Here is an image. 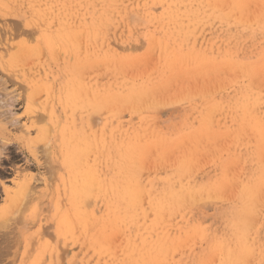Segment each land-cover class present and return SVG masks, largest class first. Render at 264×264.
Returning a JSON list of instances; mask_svg holds the SVG:
<instances>
[{
    "label": "rangeland",
    "instance_id": "obj_1",
    "mask_svg": "<svg viewBox=\"0 0 264 264\" xmlns=\"http://www.w3.org/2000/svg\"><path fill=\"white\" fill-rule=\"evenodd\" d=\"M220 1L0 0V40L33 26L34 38L17 34L7 42L16 48L25 39L27 48L42 49L27 64L11 66L7 90L32 94L36 110L51 111L52 119L36 126L45 135L48 124L53 135L57 118L58 140L68 146L49 158L44 153L47 161L40 156L38 172L23 170L21 157L12 169L2 167L0 264H264V0ZM6 19L18 24L10 29ZM64 23L72 24L76 43L55 42ZM23 111L21 104L16 116ZM38 173L46 174V187L36 178L32 194L15 195L24 175Z\"/></svg>",
    "mask_w": 264,
    "mask_h": 264
},
{
    "label": "bare ground",
    "instance_id": "obj_2",
    "mask_svg": "<svg viewBox=\"0 0 264 264\" xmlns=\"http://www.w3.org/2000/svg\"><path fill=\"white\" fill-rule=\"evenodd\" d=\"M6 1V0H5ZM67 1V0H66ZM90 1V0H89ZM198 1V0H197ZM204 1V0H203ZM221 1H225V0H221ZM220 1V2H221ZM232 1V0H231ZM234 1V0H233ZM239 1H241L242 2V0H239ZM261 1V0H260ZM59 2H60V0H59ZM201 2V1H200ZM211 2V1H210ZM226 2V1H225ZM230 2V1H229ZM240 2V3H241ZM249 2H250V0H249ZM257 1H255V3H256ZM13 3V2H12ZM51 3V2H50ZM209 3V2H208ZM208 3H207V5H208ZM234 3H235V1H234ZM245 3H246V1H245ZM261 3H263L262 1H261ZM260 3V4H261ZM65 4H66V2H65ZM212 4V2L209 4V5H211ZM223 4V3H222ZM228 4H230V3H228ZM233 4V3H232ZM164 7H165V4H162ZM193 5V4H192ZM204 5V4H203ZM209 5H208V7H209ZM234 5V4H233ZM50 6V5H49ZM97 6H99V5H97ZM121 6V5H120ZM130 6V5H129ZM212 6V5H211ZM218 6V5H217ZM216 6V9L218 8ZM220 6V5H219ZM223 6V5H222ZM241 6H244L243 4H241ZM246 6V5H245ZM244 6V7H245ZM261 6H264V4L262 5L261 4ZM53 7H55V6H53ZM58 7V6H57ZM84 7V6H83ZM162 7V6H161ZM163 7V8H164ZM176 7H177V5H176ZM182 7V6H181ZM186 7V6H185ZM188 7V6H187ZM195 7H196V5H195ZM200 7V6H199ZM199 7H198V9H199ZM230 7V6H229ZM236 7H238V5L236 6ZM51 8V7H50ZM201 8V7H200ZM204 8V7H203ZM222 8V7H221ZM225 8V7H224ZM223 8V9H224ZM233 8L235 9V5L233 6ZM243 8V7H242ZM253 8V7H252ZM262 8H264V7H262ZM262 8H259L260 10L262 9ZM52 9V8H51ZM71 9H72V7H71ZM128 9V8H127ZM126 9V10H127ZM172 9H173V6H172ZM181 9V8H180ZM226 9H228L227 7H226ZM239 9L241 10V8L239 7ZM246 9V8H245ZM53 10H54V8H53ZM52 10V11H53ZM67 11H68V9H66ZM182 10V9H181ZM188 10V9H187ZM225 10V9H224ZM223 10V11H224ZM228 10H230V9H228ZM243 10H244V8H243ZM247 10L248 9H246V11H245V13H243V14H245V15H249V13L247 12ZM260 10H257V12L258 11H260ZM56 11V10H55ZM210 11V10H209ZM208 11V12H209ZM217 11V10H216ZM219 11V10H218ZM221 11V10H220ZM263 11V10H262ZM65 12V11H64ZM69 12V11H68ZM72 12V11H71ZM188 12V11H187ZM199 12H200V10H199ZM214 12V11H213ZM236 12V11H235ZM247 12V13H246ZM250 12V11H249ZM51 13V12H50ZM53 13V12H52ZM85 13H86V11H85ZM96 13V12H95ZM173 13V12H172ZM205 13V12H204ZM216 13V12H215ZM229 13V12H228ZM255 13V12H254ZM62 14V13H61ZM67 14V13H66ZM74 14V13H73ZM201 14V13H200ZM200 14H199V16H200ZM242 14V15H243ZM253 14V13H252ZM251 14V16L250 17H252L253 15ZM256 14V17H259V19H260V15L261 16H263V18H264V14H263V12H259V16H257V13H255ZM45 15V14H44ZM46 15H47V12H46ZM60 15V14H59ZM68 15V14H67ZM107 15V14H106ZM143 15V14H142ZM177 15H179L178 13H177ZM226 15V14H225ZM241 15V16H242ZM245 15H243V16H245ZM48 16V15H47ZM66 16V15H65ZM84 16H86V15H84ZM104 16V15H103ZM107 16H109V15H107ZM180 16V15H179ZM195 16V15H194ZM228 16V15H227ZM242 16V18L244 19V17ZM255 16V15H254ZM49 17V16H48ZM56 17V16H55ZM62 17V16H61ZM183 17V16H182ZM234 17V16H233ZM248 17V16H247ZM31 18V17H30ZM41 18H43V17H41ZM45 18H46V16H45ZM57 18H59V16L57 17ZM63 18V17H62ZM74 18V17H73ZM148 18V17H147ZM195 18V17H194ZM212 18V17H211ZM235 18V17H234ZM236 18H237V16H236ZM262 18V17H261ZM28 19V18H27ZM61 19V18H60ZM65 19V18H64ZM89 19V18H88ZM223 19V18H222ZM227 19H228V17H227ZM231 19V18H230ZM240 19H241V17H240ZM249 19V18H248ZM7 20V19H6ZM9 20V21H8ZM7 20V22H8V26H9V22H11L10 24H11V26H10V29L12 28V25H14L15 26V24L17 23L18 24V22L17 21H15L16 23H14V21H11L10 19H8ZM43 20V19H42ZM48 20H50V19H48ZM52 20H53V18H52ZM72 20V19H71ZM70 19H69V21H71ZM77 20V19H76ZM232 20V19H231ZM236 20V19H235ZM254 20H256V18H254L253 19V22H255ZM5 21V20H4ZM37 21V20H36ZM65 21V20H64ZM69 21H67V22H69ZM80 21V20H79ZM82 21V20H81ZM240 21V20H239ZM245 21V20H244ZM247 21V20H246ZM245 21V22H246ZM249 21V20H248ZM257 21V20H256ZM260 21H261V19H260ZM260 21H257V22H259V24H260ZM1 22H3V21H1ZM6 22V21H5ZM27 22H29V21H27ZM54 22H56V19H54ZM54 22H51V23H54ZM73 22V21H72ZM186 22V21H185ZM243 22V21H242ZM252 22V21H251ZM20 23V22H19ZM34 23V22H33ZM38 23H39V21H38ZM4 24V26L6 25L5 23H3ZM41 24V23H40ZM47 24V23H46ZM55 24V23H54ZM82 24V23H81ZM253 24V23H252ZM39 25V24H38ZM45 25V24H44ZM57 25V24H56ZM62 25V27H60V28H62L61 29V31H57L56 32V30L54 31V32H56L57 34H56V36L59 38L57 41H55V42H59V40L60 41H62V42H66L67 43V41H70V40H67V39H71V40H73L72 42H75L74 41V38L76 37V35L74 34V32H73V30L72 29H74V28H72V24H70V23H64V24H61ZM96 25V24H95ZM242 25H243V23H242ZM242 25H241V27H242ZM249 25L250 26H252L251 24H248L247 26L249 27ZM3 26V25H2ZM3 26V27H4ZM16 26H20L19 28H21L22 27V25H16ZM26 26H28V25H26ZM36 26V25H35ZM40 26V25H39ZM46 26V25H45ZM53 26V25H52ZM240 26V25H239ZM254 26V25H253ZM259 26V25H258ZM263 26H264V24H263ZM17 27V29H19ZM44 27V26H43ZM51 27V26H50ZM74 27V26H73ZM238 27V26H237ZM7 28H9V27H7ZM15 28V27H14ZM33 26H32V29H30V32L29 31H26V30H24L23 32H22V30L21 29H19V30H21V33H17L18 35H20V34H23L24 36H25V34H26V36H29V35H32L31 37H29V38H34V36H37V34L36 33H34V32H31V30L33 31ZM39 28H41V27H38V29ZM80 28V27H79ZM78 28V29H79ZM88 28V27H87ZM3 29V28H2ZM5 30H6V27L4 28ZM44 29V28H43ZM43 29H40V30H42L43 31ZM47 29V28H46ZM84 29V28H83ZM255 29V28H254ZM5 30H4V32H5ZM9 30V29H8ZM7 30V31H8ZM13 30V29H12ZM18 30V31H19ZM45 30V29H44ZM48 30V29H47ZM51 30H52V28H51ZM75 30H77L76 28H75ZM90 30V29H89ZM34 31H36V29L34 30ZM79 31V30H78ZM82 31V30H81ZM84 32H85V30H83ZM82 31V32H83ZM3 32V31H2ZM3 32V33H4ZM20 32V31H19ZM81 32V33H82ZM7 33V35L8 34H10V36H8V37H6L5 36V39L4 40H0V45H1V48H0V50L2 49V51H4V56H7L6 54H8V59H4V56L2 55V54H0V75H2V77L0 78V172L2 171L3 172V170H5V169H3L2 167L4 166V165H8L9 167H8V169H12L13 168V163L15 162L14 160L15 159H17V157H21L22 159H24V163L23 164H25V168H23V170L25 169L26 170V168H31V167H34L35 168V170H37V172L39 171V169L41 168V167H43L42 166V164H41V160H40V156H42V155H44V153H45V156L46 155H48L46 158H49V155L51 154V155H55V154H57V152L58 153H62V150L63 149H67L68 148V146H67V144H64L62 141H61V139L60 140H58V138L60 137V132H59V130L57 129V127L59 128V125L57 126V118H55L54 120H53V122H52V132H53V135H50V136H48L49 135V131L51 132V130H48V128H51L50 126L48 127V124H46V126H47V130H46V128H45V132H46V134L44 135V133L42 132L43 130L42 129H40V128H38L36 125L37 124H39L38 122H41L43 119H44V117H46V119H47V123L52 119V113H50L51 111H48V110H46V109H40V110H36V109H38V108H36L35 107V105L37 104V102H36V104L34 105L33 103L35 102V100H34V102H32L33 100H31V95H26L25 94V96L24 95H20V93L19 94H16L15 92H8V90L9 91H11L10 90V87H9V89L7 90V81L8 80H12V79H10V77H13L10 73V71L12 70L11 69V66L13 65V64H16V63H21L22 64V61L21 60H24V64H27V62L26 61H28V60H31L34 56L33 55H35V51H36V49L38 48V46L36 47V49H32V48H27L26 47V45H25V43L23 42V41H20V42H18L16 45V48H17V51L15 52L14 50H11V49H14V48H11V47H13V46H15V44L13 45L12 43L11 44H9L7 41H8V38H10L11 39V37L13 36L14 38H15V36L17 35V34H15V31L14 32H11V31H9V33L8 32H6ZM30 33V34H29ZM38 33V32H37ZM80 33V32H79ZM81 33H80V36H81ZM2 33H0V35H1ZM29 34V35H28ZM35 34V35H34ZM46 34H47V32H46ZM78 34V33H77ZM4 35H6L5 33H4ZM39 35V34H38ZM1 36H3V34L1 35ZM21 36V35H20ZM49 36V35H48ZM83 36V35H82ZM84 36H85V34H84ZM89 36H90V34H89ZM57 37H55L56 39H57ZM92 37V36H91ZM13 39V38H12ZM48 39H49V37H48ZM79 39H81L82 40V38H78V40ZM86 39H90V38H86ZM20 39H19V37H18V41H19ZM34 40V39H33ZM53 40H54V38H53ZM66 40V41H65ZM77 40V41H78ZM101 40V39H100ZM15 41V40H14ZM49 41V40H48ZM51 41V40H50ZM50 41H49V43H50ZM83 41H84V39H83ZM82 41V42H83ZM90 41V40H89ZM13 42V41H12ZM54 42V43H55ZM61 42V43H62ZM85 42V41H84ZM15 43V42H14ZM51 43H52V41H51ZM50 43V45L51 46H53V45H55V44H51ZM56 43V44H57ZM76 43V42H75ZM94 43H95V41H94ZM63 44V43H62ZM69 44V43H68ZM81 44V47H84V46H82V43H80ZM49 45V44H48ZM57 45H59V44H57ZM57 45H56V47H57ZM65 45V44H64ZM70 45V44H69ZM74 46V43L73 44H71V46ZM86 45V44H85ZM95 45H96V43H95ZM103 45V44H102ZM78 46V45H77ZM90 46V45H89ZM53 47H55V46H53ZM55 47V48H56ZM59 47V46H58ZM57 47V48H58ZM78 47H80V46H78ZM80 47V48H81ZM86 47V46H85ZM15 48V49H16ZM77 48V47H76ZM75 48V49H76ZM92 48V47H91ZM13 52L14 51V53H12L10 50ZM40 51L42 50V49H40V48H38ZM68 49H69V46H68ZM70 49H72V47H70ZM70 49H69V51H70ZM87 49H88V46H87ZM87 49H86V51H87ZM97 49V48H96ZM214 49V48H213ZM38 50V51H39ZM57 50V49H56ZM80 50V49H79ZM92 50V49H91ZM93 50H94V48H93ZM37 51V52H38ZM38 52V53H41V52ZM52 51V50H51ZM75 51V50H74ZM81 51V50H80ZM79 51V52H80ZM95 51V50H94ZM93 51V52H94ZM102 51H104V50H102ZM187 51V50H186ZM62 52V51H61ZM65 52V51H64ZM67 52H68V50H67ZM71 53H74V52H72V51H70ZM70 52H69V56H70ZM82 52V51H81ZM97 52V51H96ZM100 52V51H99ZM213 52H215V51H213ZM63 53V52H62ZM86 53V52H85ZM84 53V51H83V54H85ZM98 53V52H97ZM101 53V52H100ZM207 53V52H206ZM54 53H52L51 55H53ZM68 54V53H67ZM67 54H65V55H67ZM75 54V53H74ZM80 54V53H79ZM87 54H90V53H88L87 52ZM94 54V53H93ZM214 54V53H213ZM30 55H32V56H30ZM39 55V54H38ZM43 55H44V52H43ZM56 56H57V54H55ZM76 55H78V54H76ZM86 55V54H85ZM198 55V54H197ZM68 56V57H69ZM74 56V55H73ZM89 56V55H88ZM94 56V55H93ZM98 56H99V54H98ZM196 56V55H195ZM200 56V55H199ZM199 56H198V58H199ZM40 57V56H39ZM44 57V56H43ZM55 57V56H54ZM61 57H62V55H61ZM66 57V56H65ZM75 57H78V56H75ZM74 57V58H75ZM81 57H82V54H81ZM87 57V56H86ZM203 57H204V55H203ZM206 57V56H205ZM218 57V56H217ZM74 58H72L71 57V59H74ZM80 58V57H79ZM85 58V57H84ZM92 58V57H91ZM216 58V57H215ZM39 59V58H38ZM42 58L40 57V59H39V61L41 60ZM52 59H54L53 57H52ZM61 59V58H60ZM59 59V60H60ZM77 59V58H76ZM85 59H89V58H85ZM93 59V58H92ZM214 59V58H213ZM33 60V59H32ZM47 60V59H46ZM81 60H82V58H81ZM90 60V59H89ZM198 60V59H197ZM203 60V58L201 59V61ZM78 61V60H77ZM86 61V60H85ZM194 61V60H193ZM215 61V60H214ZM48 62V61H47ZM71 62H72V60H71ZM80 62V61H79ZM197 61H195V64H197L196 63ZM29 63V62H28ZM74 63H75V60H74ZM238 63V62H237ZM262 63V62H261ZM31 64V63H30ZM33 64H34V62H33ZM75 64H77V63H75ZM229 64V63H228ZM232 64V63H231ZM246 66H247V64L246 63H244ZM18 66H19V68H20V65L19 64H17ZM78 65V64H77ZM76 65V66H77ZM87 65V64H86ZM85 65V66H86ZM193 65V64H192ZM201 65V64H200ZM204 66H205V64H203ZM245 65L244 66H242V67H240V68H243V70L242 71H244V67H245ZM250 65H252V64H250ZM24 66V65H23ZM32 66V65H31ZM36 66V65H35ZM35 66H33L34 68H35ZM68 66H71V65H69L68 64ZM74 65H72L71 66V68H76V66L75 67H73ZM84 66V67H85ZM90 66V65H89ZM225 66V69L227 68L228 69V67L229 66H227L226 67V65H224ZM238 66V65H237ZM255 66V65H254ZM25 68L27 67V66H24ZM30 67V66H29ZM79 67H80V65H79ZM82 67V66H81ZM81 67L80 68H77V69H81ZM91 67V66H90ZM89 67V68H90ZM45 68V67H44ZM86 68H88V65L86 66ZM214 68H215V66H214ZM219 68V67H218ZM224 68V67H223ZM246 68V67H245ZM249 68H250V66H249ZM32 69V68H31ZM46 69V68H45ZM73 69V70H74ZM76 69V70H77ZM221 69V68H220ZM226 69V70H227ZM233 69V68H232ZM235 69H236V67H235ZM258 69V68H257ZM21 70V69H20ZM19 70V72H21ZM36 70V69H35ZM34 70V71H35ZM75 70V71H76ZM203 70V69H202ZM223 69H221V71L219 70V72L220 73H222V72H224V71H222ZM239 70V69H238ZM248 70H250V69H248ZM247 70V71H248ZM259 70V69H258ZM25 71H27V69H25ZM205 71H206V69H205ZM215 71V70H214ZM217 72H218V70H216ZM229 71V70H228ZM227 71V72H228ZM231 71V70H230ZM235 71V70H234ZM237 71V70H236ZM239 71H241V70H239ZM261 71V70H260ZM41 72V71H40ZM218 72V73H219ZM246 71H244V73H245ZM248 72H252V71H248ZM255 72V71H254ZM18 72H16V74H17ZM24 73H26V72H24ZM49 73V72H48ZM202 73H204V72H202ZM240 73H242V72H240ZM239 73V74H240ZM253 73V72H252ZM251 73V74H252ZM257 73V72H256ZM255 73V74H256ZM12 74H13V72H12ZM15 74V75H16ZM27 75H28V73H26ZM126 74V73H125ZM135 74V73H134ZM223 74H225V72L223 73ZM236 74V73H235ZM238 74V73H237ZM260 74H263L262 73V71H261V73ZM26 75V76H27ZM32 75V74H31ZM216 76H217V74H215ZM219 76H220V74H218ZM225 75H227V74H225ZM228 75H230L229 73H228ZM227 75V76H228ZM242 75V74H241ZM240 75V76H241ZM246 75H248V74H246ZM20 76V75H19ZM18 76V77H19ZM38 76V75H37ZM74 75H72L71 77H73ZM134 76V75H133ZM132 76V77H133ZM218 76V77H219ZM221 76H222V74H221ZM243 76V75H242ZM245 76V75H244ZM17 77V76H16ZM36 77V76H35ZM77 77V76H76ZM137 77H138V75H137ZM217 77V78H218ZM223 77V76H222ZM224 77H226V76H224ZM5 78H7V79H5ZM30 78H31V76H30ZM231 78V77H230ZM21 79V76L19 77V80ZM123 79V78H122ZM138 79V78H137ZM14 80V79H13ZM12 80V81H13ZM27 80V79H26ZM77 80H78V77H77ZM227 81V80H226ZM230 81V80H229ZM236 81V80H235ZM238 81V80H237ZM75 82V81H74ZM135 82V81H134ZM222 82H223V79H222ZM228 82V81H227ZM17 83V82H16ZM21 83H22V81H21ZM28 83H29V81H28ZM80 83H82V81L80 82ZM151 83V82H150ZM225 83V82H224ZM237 83V82H236ZM13 84V83H12ZM19 84V83H18ZM68 84V83H67ZM76 84V83H75ZM222 84V83H221ZM227 84V83H226ZM229 84V83H228ZM235 84V83H234ZM243 84H245L244 83V81H243ZM9 85V84H8ZM83 85V83L81 84V86ZM231 85V84H230ZM233 85V84H232ZM11 86V85H10ZM22 86V85H21ZM80 86V85H79ZM86 86H87V84H86ZM152 86V85H151ZM223 86V85H222ZM13 87V86H12ZM25 87V86H24ZM31 87V86H30ZM82 87H84V85L82 86ZM88 87V86H87ZM106 87V86H105ZM208 87V86H207ZM248 87H249V84H248ZM23 88V87H22ZM40 88V87H39ZM76 89H77V87H75ZM91 88V87H90ZM209 88V87H208ZM207 88V89H208ZM218 88V87H217ZM252 88V87H251ZM251 88H250V90H251ZM16 89V88H15ZM14 89V90H15ZM25 90H26V88H24ZM35 89H38V87L36 88L35 87ZM85 89V88H84ZM93 89V88H92ZM91 89V90H92ZM193 89V88H192ZM221 89H223V87L221 88ZM61 90V89H60ZM197 90V89H196ZM195 89H194V91H196ZM224 90V89H223ZM223 90H221V91H223ZM241 90H242V88H241ZM245 90H246V88H245ZM262 90V89H261ZM19 91V90H18ZM35 91V90H34ZM50 91V90H49ZM64 91H65V88H64ZM69 91V90H68ZM75 91V90H74ZM191 91V90H190ZM194 91H191V92H194ZM198 91H199V89H198ZM27 92V91H26ZM31 92H32V90H31ZM30 92V93H31ZM36 92V91H35ZM41 92V91H40ZM61 92V91H60ZM204 92H206V90L204 91ZM208 92V91H207ZM206 92V93H207ZM215 92V91H214ZM218 92V91H217ZM260 91H258V93H259ZM34 93V92H33ZM197 93V92H196ZM195 93V94H196ZM201 93V92H200ZM216 93V92H215ZM251 93V92H250ZM262 93V92H261ZM14 94H16V95H14ZM41 94V93H40ZM105 94V93H104ZM202 94V93H201ZM212 94H214L213 92H212ZM253 95H254V92L252 93ZM70 95V94H69ZM250 95V98H251V94H248V96ZM252 95V97H253V99H255L254 98V96ZM257 95V94H256ZM38 96H40V95H38ZM206 96H207V94H206ZM262 96V95H261ZM264 96V95H263ZM71 97V96H70ZM83 97H84V95H83ZM136 97V96H135ZM141 97V96H140ZM203 97V96H202ZM208 97V96H207ZM259 97H260V95H259ZM258 98V97H257ZM33 99V98H32ZM124 99V98H123ZM240 99V98H239ZM238 99V100H239ZM260 99H261V97H260ZM48 100V99H47ZM51 100V99H50ZM54 100V99H53ZM73 100V99H72ZM244 100H246V98H244ZM247 100H249V99H247ZM257 100V99H256ZM24 101H25V103H24ZM132 101V100H131ZM144 101V100H143ZM241 101H243V100H241ZM253 101V100H252ZM48 101H46V103H47ZM63 102V101H62ZM204 102V101H203ZM54 103V102H53ZM67 103V102H66ZM76 103V102H75ZM86 103V102H85ZM134 103V102H133ZM155 103H157V102H155ZM249 103V102H248ZM252 103V102H251ZM254 103V102H253ZM259 103V102H258ZM22 104V106L24 107V111H23V114H22V116L20 115V116H16V114H17V112H16V108L17 107H19L20 105ZM48 104V103H47ZM56 104V103H55ZM67 104H69V103H67ZM79 103H77V105H78ZM84 104V103H83ZM239 104V103H238ZM245 104V103H244ZM41 105V104H40ZM49 105V104H48ZM122 105V104H121ZM134 105V104H133ZM136 105H137V107H138V104L136 103ZM139 105H141V104H139ZM247 105V104H246ZM250 105V104H249ZM255 105V104H254ZM254 105H253V108H254ZM37 106V105H36ZM123 106V105H122ZM142 106V105H141ZM140 106V107H141ZM225 106V105H224ZM256 106V105H255ZM258 106H259V104H257V108H258ZM39 107V106H38ZM48 107V106H47ZM104 107V106H103ZM131 107H132V104H131ZM40 108V107H39ZM123 108V107H122ZM129 108V107H128ZM127 108V109H128ZM49 109V108H48ZM77 109V108H76ZM89 109V108H88ZM107 109V108H106ZM119 109V108H118ZM137 109V108H136ZM135 109V110H136ZM223 109V108H222ZM232 109V108H231ZM238 109V108H237ZM240 109V108H239ZM238 109V110H239ZM252 109V108H251ZM259 109V108H258ZM229 110V109H228ZM255 111H256V107H255V109H254ZM19 111V110H18ZM83 111V110H82ZM119 111V110H118ZM123 111V110H122ZM127 111V110H126ZM131 111H132V109H131ZM143 111V110H142ZM224 111H225V108H224ZM251 111V110H250ZM83 112H85V111H83ZM88 112V111H87ZM125 112V111H124ZM227 112V111H226ZM233 112V111H232ZM239 112V111H238ZM237 112V113H238ZM252 112L253 111H251V115H252ZM121 113V112H120ZM257 113H260V112H257L256 111V116H257ZM76 114H78V113H76ZM83 114V113H82ZM101 114V113H100ZM232 114V113H231ZM230 114V115H231ZM228 115V114H227ZM91 116H93V115H91ZM250 116V115H249ZM255 116V117H256ZM231 117V116H230ZM233 117V116H232ZM231 117V118H232ZM260 117V116H259ZM91 118V117H90ZM23 119V120H22ZM234 119V118H233ZM237 119V118H236ZM254 119V118H253ZM258 119V118H257ZM264 119V118H263ZM92 120V119H91ZM104 120V119H103ZM106 120V119H105ZM235 120V119H234ZM252 120V119H251ZM69 121V120H68ZM93 121H94V118H93ZM129 121V120H128ZM260 121V120H259ZM91 122V121H90ZM261 122V121H260ZM92 123V122H91ZM91 123H89V124H91ZM229 123V122H228ZM253 123V122H252ZM255 123V122H254ZM253 123V124H254ZM7 126H9V127H12V128H14V130H17V131H19V133H20V136H18V137H13V136H11L10 134H8L7 132H6V129L8 128ZM44 126H45V122H44ZM258 127H260V125H257ZM257 126L255 127V128H257ZM11 128V129H12ZM108 128V127H107ZM214 128V127H213ZM11 129H9V130H11ZM92 129V128H91ZM253 129V128H252ZM14 130H12V131H14ZM34 130H36L37 131V134H38V136L36 135V137H34V138H31L30 137V134H31V132L33 131L34 132ZM256 130H258V129H256ZM98 131V130H97ZM15 132V131H14ZM95 132V131H94ZM263 132V131H262ZM261 132V133H262ZM98 133V132H97ZM106 134H107V132H106ZM150 137V136H149ZM264 137V136H263ZM117 138V137H116ZM156 138V137H155ZM120 140V139H119ZM153 140H154V138H153ZM115 141H117V139L115 140ZM125 141V140H124ZM132 141V140H131ZM138 141V140H137ZM102 143V142H101ZM78 144V143H77ZM123 144V143H122ZM39 145L42 147V150L41 151H43V154L41 153V155H40V150H39ZM63 146V147H62ZM212 147V146H211ZM215 147V146H214ZM106 148V147H105ZM124 148V147H123ZM79 149V148H78ZM131 149V148H130ZM67 150H65V152H66ZM106 152V151H105ZM129 152V151H128ZM159 152V151H158ZM160 152H161V150H160ZM77 153V152H76ZM113 153H114V151H113ZM122 153V152H121ZM120 153V154H121ZM186 153H187V151H186ZM112 154V153H111ZM159 154V153H158ZM59 155V154H58ZM157 155V154H156ZM121 156H122V154H121ZM44 156H42V158H43ZM112 157H113V155H112ZM174 157H175V155H174ZM187 157H189V156H187ZM181 158V157H180ZM190 158V157H189ZM203 158V157H202ZM21 159V160H22ZM136 159V158H135ZM153 159H155V158H153ZM160 159V158H159ZM188 159V158H187ZM195 159V158H194ZM197 159H198V157H197ZM43 160H45V157H44V159ZM108 160V159H107ZM45 161H47V159L45 160ZM58 161V160H57ZM119 161V160H118ZM168 161V160H167ZM172 161V160H171ZM178 161V160H177ZM180 161V160H179ZM217 161V160H216ZM48 162H50L49 160H48ZM48 162H46L47 163V165H48ZM173 162V161H172ZM172 162H169V163H172ZM16 163V162H15ZM61 163H62V161H61ZM107 163V162H106ZM128 163V162H127ZM142 163V162H141ZM158 163V162H157ZM169 163H167L168 165H169ZM174 163V162H173ZM172 163V164H173ZM176 163H179L180 164V162H176ZM63 164L66 166V167H68V169H69V172H67V176L69 177V178H71L74 174L72 173V169H71V166H70V163L67 161V160H63ZM135 164V163H134ZM155 164V163H154ZM153 164V165H154ZM46 164H45V166H47ZM50 165V164H49ZM49 165L47 166L48 168H49ZM124 165V164H123ZM149 165V164H148ZM163 166V162H162V164H160V166ZM44 166V167H45ZM52 166V165H51ZM50 166V173H48V174H50V175H52V172H51V170H53V166L51 167ZM144 166V165H143ZM147 166V165H146ZM155 166V165H154ZM161 166V167H162ZM167 166V165H166ZM165 166V167H166ZM157 167V166H156ZM164 167V166H163ZM193 167V166H192ZM5 168V167H4ZM52 168V169H51ZM125 168V167H124ZM143 168V167H142ZM148 168V167H147ZM158 168V167H157ZM168 168V167H167ZM174 168V167H173ZM176 168V167H175ZM174 168V169H175ZM7 169V168H6ZM33 169V168H32ZM42 169V168H41ZM55 169H57V167L55 168ZM166 169V168H165ZM164 169V170H165ZM14 170V171H13ZM12 170V173H14V174H16V176H17V179H18V176L20 177L21 175L18 173V171L20 170V167L19 168H15V166H14V169ZM22 169H21V171H23ZM29 170V169H28ZM45 170H47V169H45ZM147 170V169H146ZM157 170V169H156ZM162 170V169H161ZM183 170V169H182ZM191 170V169H190ZM154 171V170H153ZM159 171V170H158ZM55 172H57V170L55 171ZM55 172H54V175H55ZM125 172V171H124ZM143 172H145V171H143ZM146 172H148V171H146ZM146 172H145V174H146ZM157 172V171H156ZM42 173V172H41ZM45 173V172H44ZM86 173V172H85ZM187 173V172H186ZM88 174V173H87ZM86 174V175H87ZM90 174V173H89ZM144 174V175H145ZM0 175H1V173H0ZM36 175V174H35ZM44 175H46V174H43V176L40 174V173H38L36 176H34V174H33V176H31V175H24L23 176V178H25L26 180L25 181H27V182H25L24 183V185H21V186H19V189L15 192V195H26L27 193L28 194H32V192H31V190H32V188H29V187H32V185L31 186H29V182L31 181V180H36V178H37V182H42L43 184H44V186L46 187V185H47V181H46V179L47 178H44L45 176ZM54 175H52V176H54ZM141 175V174H140ZM185 176V175H184ZM1 177H2V175H1ZM55 177V176H54ZM187 177V176H186ZM4 178V177H3ZM2 178V179H3ZM20 179V178H19ZM51 179V177H49V180ZM54 179V178H53ZM241 179V178H240ZM49 180H48V183H49ZM238 180V179H237ZM53 181V180H52ZM51 181V182H52ZM20 183V182H19ZM33 184V183H32ZM18 185V184H17ZM16 185V186H17ZM20 185V184H19ZM12 186H13V184H12ZM15 186V187H16ZM42 186V185H41ZM1 187V186H0ZM35 187V186H34ZM35 188H37V187H35ZM48 189V188H47ZM263 189V188H262ZM4 190V193L5 194H7V195H9L10 193H12L13 191H11V190H7V189H3ZM51 190H52V188H51ZM261 191V190H260ZM263 192V191H262ZM37 193V192H36ZM52 193V192H51ZM54 194V193H53ZM261 194V193H260ZM44 195V194H43ZM264 195V194H263ZM262 195V196H263ZM31 196V195H30ZM246 196V195H245ZM22 197V196H21ZM20 197V198H21ZM25 196H23V198H24ZM28 197H29V195H28ZM27 198V197H26ZM32 198V197H31ZM31 198H30V200H31ZM264 198V197H263ZM22 199V198H21ZM233 199V198H232ZM231 199V200H232ZM259 199V198H258ZM227 201V200H226ZM225 202V201H224ZM261 202V201H260ZM24 203H26V202H24ZM28 203V202H27ZM32 203V201H30V203L29 204H31ZM255 203V202H254ZM11 204H14V203H11ZM255 205V204H254ZM26 206V205H25ZM261 207V206H260ZM19 208V207H18ZM253 212V211H252ZM260 215V214H259ZM3 225H4V223H3ZM2 225V226H3ZM8 226V225H7ZM9 227V226H8ZM239 227V226H238ZM2 228V227H1ZM5 228V227H4ZM253 228V227H252ZM0 230H2V229H0ZM42 231V230H41ZM41 231H40V233H41ZM259 231V230H258ZM1 232V231H0ZM3 232V231H2ZM5 232V231H4ZM7 232V231H6ZM43 232V231H42ZM5 234V233H4ZM9 234V233H8ZM5 235H7V234H5ZM4 235V236H5ZM239 235V234H238ZM3 236V235H2ZM2 239L4 240V238L2 237ZM9 240V239H8ZM14 240V239H13ZM13 240L12 241H10V242H12V244L14 243L13 242ZM4 242V241H3ZM6 242H7V240H6ZM5 244V243H4ZM2 245H3V243H2ZM8 245H9V242H8ZM1 246V245H0ZM10 246H12V245H10ZM14 246H15V243H14ZM1 248V247H0ZM5 249H7V246H5L4 247ZM9 248V247H8ZM245 250V249H244ZM8 255H10V252L8 253ZM6 257H8V256H6ZM10 258V257H9ZM255 259V258H254ZM4 261V260H3Z\"/></svg>",
    "mask_w": 264,
    "mask_h": 264
}]
</instances>
